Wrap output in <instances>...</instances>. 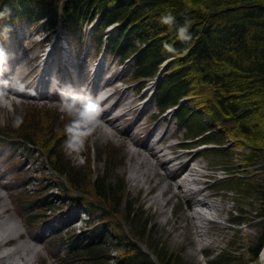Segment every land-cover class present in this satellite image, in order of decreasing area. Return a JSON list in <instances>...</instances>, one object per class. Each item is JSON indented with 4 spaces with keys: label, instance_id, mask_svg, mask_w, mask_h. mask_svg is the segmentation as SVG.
Wrapping results in <instances>:
<instances>
[{
    "label": "rangeland",
    "instance_id": "374dc122",
    "mask_svg": "<svg viewBox=\"0 0 264 264\" xmlns=\"http://www.w3.org/2000/svg\"><path fill=\"white\" fill-rule=\"evenodd\" d=\"M20 23L15 29L0 21V46L3 48L0 54V131L5 130V133L0 132V222L4 225L15 222L22 228L19 236L14 228L3 230L1 225L0 241L3 236L6 238L0 242V257H7L0 258V264H24L19 255L11 253L21 244L31 245L29 264H67L60 261V255H66V244L59 248L61 239L56 236L53 226L58 225L64 233L87 236L86 228L89 222L97 220V215L92 216L88 210L78 212L79 208L73 202L75 196L81 195L96 205L100 203V198L90 188V183L99 175L124 182L128 187L130 205L147 217L153 238L166 244L170 251L180 252L187 263L209 264L224 250H238V254L249 257L246 264H260L262 250L257 259L249 261L251 247L258 242L263 231L259 219L234 223L233 219L241 214L242 202L236 199L233 190L217 191L213 186L226 176V172L218 163L198 155L202 146L183 144V130L177 129L169 113L160 118L156 116V106L151 98L156 82L150 80L144 90L138 91L136 84L128 81L131 72L106 53L96 54L95 45L90 40L80 43L78 36L71 37L68 32L60 34L42 24ZM36 55H39L37 61L41 62V67L35 75L27 77L37 62H33ZM19 58L21 60L17 62ZM163 67L164 64L161 72ZM106 82L109 83L106 85ZM66 83L73 85V90L83 96L82 100L75 101L78 107L89 99L92 104L77 129L83 136L80 149L71 154L66 152V136L56 150L62 154L63 149L64 156L75 169H80L82 180L79 184L82 183L87 190L73 187L70 179L56 173L47 154L51 147H55L53 142L58 143L59 139L55 141L53 138H60L65 125L74 119L64 110L67 98L57 91ZM104 89L107 93H114L109 104L120 99L112 112L105 115L107 120L91 113L104 110L105 106L96 104L105 93ZM130 108L132 110L127 112ZM123 112L126 114L122 115ZM115 116L118 119L114 129L106 121ZM29 132L38 143L30 148L21 143L24 134L30 135ZM49 135L53 140L47 142L45 137ZM152 147L164 150L154 157L150 151ZM134 150L140 151L139 156L155 162V174H151L150 182L133 179L132 166L139 158L133 154ZM157 158L166 160V163L161 165ZM195 169L199 170L198 175L193 176ZM184 172L199 178L200 182L184 183L183 177H187ZM182 182V187L177 188V183ZM190 187L201 191L193 193L194 189L190 190ZM24 195L27 201L30 197L46 196L54 202L52 210L23 203L21 197ZM125 197H121L122 207L116 214V221L129 236L134 228L123 216ZM198 199L215 205L211 210L206 208L211 214L205 223L207 233L201 238L197 236L201 227L195 225L198 220L192 217L197 209L205 208L196 202ZM43 224L49 226L40 230ZM112 255H117L115 250Z\"/></svg>",
    "mask_w": 264,
    "mask_h": 264
},
{
    "label": "trees",
    "instance_id": "16d2710c",
    "mask_svg": "<svg viewBox=\"0 0 264 264\" xmlns=\"http://www.w3.org/2000/svg\"><path fill=\"white\" fill-rule=\"evenodd\" d=\"M5 6H12V14L5 13ZM167 11L179 23L190 20V40H179L174 30L159 22ZM0 12V21L8 25L26 21L66 31L80 43L90 40L97 54L103 51L131 72L128 81L138 91L155 81L151 98L156 116L171 110L175 126L183 130V144L202 146L198 155L226 172L213 186L217 191L233 190L242 202L234 223L259 219L263 231L251 247L249 261L258 258L264 247V0H0ZM164 41L175 51L164 50ZM66 136L62 131L60 138H53L59 140L47 152L49 162L83 190L80 169L63 149L62 154L56 150ZM23 139L28 148L37 143L31 133ZM90 184L100 203L81 195L73 203L81 213L97 215V220L89 222L86 237L56 230L59 244H66L62 263L189 264L180 252L153 238L147 217L130 205L124 182L99 175ZM121 197L127 198L123 216L134 228L129 236L116 221ZM21 200L48 210L54 205L46 196L27 201L24 195ZM238 252L224 250L209 264H246L249 257Z\"/></svg>",
    "mask_w": 264,
    "mask_h": 264
},
{
    "label": "bare ground",
    "instance_id": "6f19581e",
    "mask_svg": "<svg viewBox=\"0 0 264 264\" xmlns=\"http://www.w3.org/2000/svg\"><path fill=\"white\" fill-rule=\"evenodd\" d=\"M12 6H5V13H7V14H12ZM1 34H0V40H1ZM47 38V37H46ZM2 46V45H1ZM0 46V54H1V51H2V47ZM39 55H36L35 56V59H33V62H35V61H39ZM21 59L19 58V59H17V62L18 61H20ZM35 60V61H34ZM36 62L35 63V65H34V67L33 68H31L30 70H29V72L26 74V76L27 77H32L33 75H35L36 73H37V71L39 70V68L41 67V62ZM16 62V63H17ZM109 82H106L105 84L107 85ZM102 88L104 87V84H102V86H101ZM105 88H107V86H105ZM103 92H105L104 94H103V92H100L101 94H103V95H101L102 96V98L99 100V101H97L96 102V104H97V106L99 105V106H105V108H104V110L102 111V112H96V111H93V112H91L96 118H103V119H106L107 120V118H105V115H107V114H110L111 112H112V110L115 108V105H118L119 104V102H120V99H117L114 103H112V104H109L108 102L112 99V97L114 96V93H112V92H108L107 93V91L104 89V90H102ZM108 110H110V111H108ZM130 110H132V108H130L129 110H127V112L128 111H130ZM126 114V112H123L122 113V115H125ZM121 116V115H120ZM118 118H117V116H115V117H113L112 119H108L109 121H106V122H108L109 123V125L112 127V128H116V120H117ZM109 130V129H108ZM111 133L113 132V131H111V130H109ZM0 132H4V131H0ZM131 139H133V141H135V142H137V140L136 139H134L133 137L131 138ZM146 147V146H145ZM162 150H164L163 148H161L160 150H155L153 147L150 149V151H151V154H153L154 155V157L156 156L157 157V155H158V153L159 152H161ZM133 154H136L137 155V158H138V156L140 155V151H138V150H134L133 151ZM165 155V154H164ZM157 160L159 161V163L162 165H164L165 163H166V160L164 161V160H159V158H157ZM168 160H169V157H168ZM138 162L136 163V164H133V166H132V172H133V179L135 180V181H138V182H142V181H145V182H150L149 181V178H150V176H151V174L152 173H154L155 174V171H154V166H156V164H155V162L153 161V160H151V159H148L146 156H139V158H138V160H137ZM169 161H172L171 160V158H170V160ZM184 165H186V163H184ZM183 165V166H184ZM179 170H180V168H178ZM198 171L199 170H194V173H192V175L193 176H196V174L198 175ZM199 179V178H198ZM198 179L197 178H195V177H191V174H189V175H187V177H184V183H189V184H192V183H196V182H200V181H198ZM183 182L182 183H177V188H181L182 187V185L184 184ZM165 185V184H164ZM164 189V188H163ZM165 190V189H164ZM196 191H201V189L200 188H196V189H194L192 192L194 193V192H196ZM161 194H163L162 192H161ZM196 202H198V203H202V205H204L205 206V208H202V209H197L194 213H193V215H192V217H193V219L195 218V219H197L198 221L195 223V225H199L201 228L200 229H198V231H197V236H199L200 238L203 236V235H205V233H207V225H205V223H206V220L209 218V215L211 214L210 213V211H207V209L206 208H210V210L212 209V208H214L215 207V205L214 204H212L211 202H209V201H205V199L203 200V199H198ZM209 210V209H208ZM3 224V230H5V229H9L10 227L11 228H14L15 229V231H16V234L17 235H21V232H22V228L21 227H19L18 226V224L17 223H13V224H9V225H4V223H2V222H0V228H1V225ZM5 238H6V236L4 237H2L1 238V243L3 242V241H5ZM29 249H31V245L30 244H21V247L20 248H18V249H16V250H13L11 253L12 254H17V255H19L20 256V258H22L23 260H24V264H29L30 262H31V255H30V257H29V255H28V251H29ZM261 252H264V247H263V249H262V251ZM26 255V256H25ZM7 256L6 255H3V256H1L0 258H6ZM27 258V259H26Z\"/></svg>",
    "mask_w": 264,
    "mask_h": 264
},
{
    "label": "clouds",
    "instance_id": "9594fccd",
    "mask_svg": "<svg viewBox=\"0 0 264 264\" xmlns=\"http://www.w3.org/2000/svg\"><path fill=\"white\" fill-rule=\"evenodd\" d=\"M159 22L163 25H167L170 30H174L176 37L181 41H188L192 37V33L189 31L191 22L185 19L183 23L177 21L176 15L172 11L162 13L159 17ZM7 27V26H6ZM163 49L169 52L175 51L173 45L168 41H164L162 45ZM54 80L58 79L53 77ZM84 86L81 85V88ZM74 86L70 83L63 84L57 88V91L67 98L64 110H66L70 116L74 119L65 125V132L67 138L65 140V151L71 154L78 151L83 144V136L77 129L83 118L86 117L88 108L91 106L92 101L89 99L82 107H78L75 103L76 100H82L83 96L73 90ZM19 123V121H17ZM260 264H264V252L259 256Z\"/></svg>",
    "mask_w": 264,
    "mask_h": 264
}]
</instances>
